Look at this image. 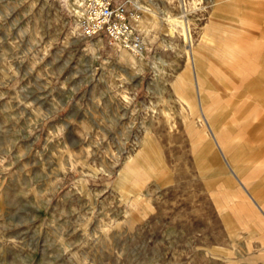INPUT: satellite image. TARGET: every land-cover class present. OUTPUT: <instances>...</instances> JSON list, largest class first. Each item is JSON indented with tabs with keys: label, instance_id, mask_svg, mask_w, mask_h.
Returning a JSON list of instances; mask_svg holds the SVG:
<instances>
[{
	"label": "rangeland",
	"instance_id": "374dc122",
	"mask_svg": "<svg viewBox=\"0 0 264 264\" xmlns=\"http://www.w3.org/2000/svg\"><path fill=\"white\" fill-rule=\"evenodd\" d=\"M76 1L0 0V264H264L247 183L199 170L197 98L264 193V0H116L136 67Z\"/></svg>",
	"mask_w": 264,
	"mask_h": 264
},
{
	"label": "crops",
	"instance_id": "0c3cea01",
	"mask_svg": "<svg viewBox=\"0 0 264 264\" xmlns=\"http://www.w3.org/2000/svg\"><path fill=\"white\" fill-rule=\"evenodd\" d=\"M254 64L255 63H251L250 65L255 66ZM260 79L264 80V69L260 74ZM200 83V92L199 95L197 94V98L199 100L198 107L200 115L202 117L201 119L206 126V131H201L199 146V170L200 172L204 173L208 170V168H210L213 171L210 174L215 175L214 179L217 182L225 183L226 185L232 186L234 188L239 187V184H241L242 186L245 185V183L243 182L244 180L247 183L245 187H247L248 189L246 190V195H248V199L257 209L256 210L253 206L252 211L261 214L264 221V193L262 189L263 184H254L252 183V181H249L251 166H247V164L245 163L246 160H243L241 150L237 149L236 145L233 142L227 140L223 131L220 130L217 117L209 108L205 107L201 77ZM258 96L262 100H264V93L258 94L257 97ZM187 98H189V96ZM255 101L257 102V100ZM208 132H210L211 134L210 140L208 138ZM208 156L211 160L210 167L207 166ZM222 158L225 159V162ZM252 193L256 196V198H254ZM256 220L259 219L257 218ZM260 227L264 229V224H258L257 228H255L254 230L255 234L261 233Z\"/></svg>",
	"mask_w": 264,
	"mask_h": 264
},
{
	"label": "built area",
	"instance_id": "2783aa9c",
	"mask_svg": "<svg viewBox=\"0 0 264 264\" xmlns=\"http://www.w3.org/2000/svg\"><path fill=\"white\" fill-rule=\"evenodd\" d=\"M75 15L83 36H104L113 46L135 56L146 52L143 38L133 26L127 8L116 0H79Z\"/></svg>",
	"mask_w": 264,
	"mask_h": 264
},
{
	"label": "bare ground",
	"instance_id": "6f19581e",
	"mask_svg": "<svg viewBox=\"0 0 264 264\" xmlns=\"http://www.w3.org/2000/svg\"><path fill=\"white\" fill-rule=\"evenodd\" d=\"M137 1V0H135ZM79 0L76 1V4H78ZM135 6L140 9L142 6L140 5L139 2H137L135 4ZM141 6V7H140ZM144 9V8H143ZM185 17V16H184ZM134 19V24H136V28L140 31H145L147 30V25H148V21L146 19H141V17L139 15H136L133 17ZM171 24L172 25H179L181 27L184 28V22L181 21V19L177 18V17H174V18H171ZM186 27V26H185ZM135 28V29H136ZM186 29V28H185ZM149 32V31H147ZM174 30H171L170 33L173 34ZM186 33H187V30H186ZM100 37V36H99ZM102 37V36H101ZM143 42H144V39H143ZM101 44H102V40L101 38L97 39L96 40V43L93 44V47L96 45L97 47H101ZM146 46V44H144ZM93 47H91L92 50ZM115 48H118L117 46H115ZM120 49V57H119V62L125 66H130V67H136L137 65L141 64L143 59H144V56L141 55V57H137L133 54H130V52L126 51V50H123L121 48ZM192 53V52H191ZM143 58V59H142ZM155 66V64H154ZM147 140V139H146ZM142 146V145H141ZM130 170V167L129 166H126V170L127 172H129ZM124 179V176L121 174L120 177H119V182L118 184L121 183V181ZM121 185V184H120Z\"/></svg>",
	"mask_w": 264,
	"mask_h": 264
}]
</instances>
